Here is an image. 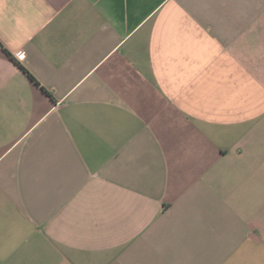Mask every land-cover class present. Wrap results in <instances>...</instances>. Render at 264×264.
I'll return each instance as SVG.
<instances>
[{
	"label": "crops",
	"instance_id": "1",
	"mask_svg": "<svg viewBox=\"0 0 264 264\" xmlns=\"http://www.w3.org/2000/svg\"><path fill=\"white\" fill-rule=\"evenodd\" d=\"M0 44V264H264V0H0Z\"/></svg>",
	"mask_w": 264,
	"mask_h": 264
},
{
	"label": "built area",
	"instance_id": "2",
	"mask_svg": "<svg viewBox=\"0 0 264 264\" xmlns=\"http://www.w3.org/2000/svg\"><path fill=\"white\" fill-rule=\"evenodd\" d=\"M18 58H19V59H23V58H24L23 53H19V54H18Z\"/></svg>",
	"mask_w": 264,
	"mask_h": 264
},
{
	"label": "trees",
	"instance_id": "3",
	"mask_svg": "<svg viewBox=\"0 0 264 264\" xmlns=\"http://www.w3.org/2000/svg\"><path fill=\"white\" fill-rule=\"evenodd\" d=\"M0 46L2 47V45L0 44ZM4 51H6L5 49H4ZM7 52V51H6ZM8 53V52H7Z\"/></svg>",
	"mask_w": 264,
	"mask_h": 264
}]
</instances>
